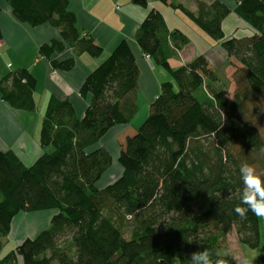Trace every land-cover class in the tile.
I'll list each match as a JSON object with an SVG mask.
<instances>
[{"label": "trees", "instance_id": "trees-1", "mask_svg": "<svg viewBox=\"0 0 264 264\" xmlns=\"http://www.w3.org/2000/svg\"><path fill=\"white\" fill-rule=\"evenodd\" d=\"M5 1L17 22L59 31L60 40L38 51L53 71L74 67L73 58H54L66 49L102 54L78 27L67 0ZM131 1L145 7L149 0ZM171 6L225 51L234 67L231 99L203 55L171 67L188 38L150 10L135 42L171 81L160 85L137 130L121 135L116 159L100 143L138 110L139 70L124 40L85 78L80 95L90 100L82 116L68 100L49 99L39 134L42 154L31 165L11 150L0 151V254L19 213L53 212L45 230L0 255V264H236L223 252L233 231L240 245L259 247L264 140L247 116V103L264 97V0L237 4L235 13L254 30L242 38L225 36L230 9L219 1H198L195 12ZM35 88L27 70L10 71L0 79V100L32 112ZM114 160L119 176L101 188Z\"/></svg>", "mask_w": 264, "mask_h": 264}, {"label": "crops", "instance_id": "crops-1", "mask_svg": "<svg viewBox=\"0 0 264 264\" xmlns=\"http://www.w3.org/2000/svg\"><path fill=\"white\" fill-rule=\"evenodd\" d=\"M198 1L207 4L219 1L230 9V14L222 24L227 38H242L254 33V30L235 13L240 0H169L167 4L159 0H149L145 7L136 5L131 0H67L68 8L74 14L78 27L88 33L103 52L98 58H92L86 54L76 55L71 49H66L54 58L59 61L73 58L74 67L67 72H58L51 69L49 61L39 56L38 51L42 45L52 40H60L59 31L48 24L31 27L17 22L12 16L8 3L0 0V79L10 71L25 69L36 79L33 94L36 104L34 111L37 109V103H46V109L49 99L54 97L58 100H68L73 104L77 115L82 116L90 100L89 96L84 98L80 95L85 78L124 40L128 43L139 70L136 97L141 95L150 105L159 94L160 85L171 81L169 79L171 76L166 70L153 60L145 59V54L135 42V34L141 23L150 10H156L162 15L169 30L179 31L188 38V44L171 58V67L178 69L195 57L203 55L222 78L226 75L228 88L229 81L231 82L229 76L225 74L228 71L226 69H229L228 58L219 42L212 40L179 9L171 6V3L181 4L191 12H195ZM23 112L25 111L8 107L0 100V151L11 150L24 165L28 166L42 154L39 146L40 129L39 131L37 129L38 125L41 126L44 114L39 115L41 123L36 120L34 124L30 119L32 116L28 115L29 112L28 114ZM129 128L137 130L135 126L128 124L115 127L106 136L113 138L118 153L120 137ZM35 132L38 135H35ZM102 141L100 145L106 147ZM109 152L111 153L110 149ZM27 161L32 162L27 164ZM39 216L37 213H19L13 219L1 256L4 255V250L13 236L16 219L19 218L22 227H28L37 235L43 228L42 220L37 222ZM14 232L16 233V230ZM28 236L32 237L27 233L25 237L24 235L20 238L15 237L13 242L17 246Z\"/></svg>", "mask_w": 264, "mask_h": 264}, {"label": "rangeland", "instance_id": "rangeland-1", "mask_svg": "<svg viewBox=\"0 0 264 264\" xmlns=\"http://www.w3.org/2000/svg\"><path fill=\"white\" fill-rule=\"evenodd\" d=\"M238 4V3H237ZM229 65V63H228ZM236 67V66H235ZM228 70V71H227ZM227 76H229L231 82L229 81L228 88L226 87V92L228 94L229 99L232 97V93L234 92V83L232 82L231 76L234 72V67L229 65V69H226ZM171 80V78H169ZM223 80L225 85L226 83V75L223 76ZM45 104L46 103H37V109L36 111L29 112V114L25 111L23 113L28 114L32 117L30 119L35 124V121L37 120L38 123H41V120L39 119V115L44 114L45 111ZM136 104L138 106L137 113L131 118L130 125L135 126L138 128L144 120L148 117L150 113L149 104L144 101V99L141 97V95H137L136 97ZM247 116L249 120L257 127L259 133L261 134L263 140H264V97H255L253 98L250 103H247ZM40 125H38V131L40 129ZM35 135H38L37 132H35ZM112 137H106L102 143L105 145L106 149L109 151L111 150L112 157L116 159V155L118 153L116 145L113 143ZM108 147V148H107ZM32 161H27V164H30ZM119 168L117 167V163L114 160L113 165L110 167V169L107 171V173L104 175L102 179L99 180V185L101 188L103 186H106L116 180V178L119 176ZM53 214L52 211H44V212H38L37 215H40L37 219V222L42 220L43 229L45 230L49 226V221L51 218V215ZM26 216V214H25ZM258 216H259V229H260V245L256 249H249L243 245H240L235 237L234 231L229 235L227 239L226 248L224 249V254L227 256L233 258L236 260V264H264V200L260 201L258 203ZM22 217V216H21ZM28 220L27 218H25ZM15 226L13 228V231L16 230V233L12 231L13 236H11V239L9 240L8 246H6L4 250V254L9 252L11 249L15 248V243L13 241L15 237H25L27 233L30 234L33 238L35 237L34 231L31 232V230L28 227H22L21 223L19 221V218L16 219ZM24 220V217L23 219ZM21 220V221H22ZM23 222V221H22ZM36 223V222H35ZM41 232V231H40ZM39 232V233H40ZM38 233V234H39ZM29 237L28 238H32ZM27 238V237H26ZM7 239V238H6ZM24 240V239H23ZM6 241V240H5ZM20 243V242H19ZM20 264V263H19Z\"/></svg>", "mask_w": 264, "mask_h": 264}, {"label": "built area", "instance_id": "built-area-1", "mask_svg": "<svg viewBox=\"0 0 264 264\" xmlns=\"http://www.w3.org/2000/svg\"><path fill=\"white\" fill-rule=\"evenodd\" d=\"M239 3V2H238ZM145 59L147 60V61H149L150 60V57L148 56V55H145Z\"/></svg>", "mask_w": 264, "mask_h": 264}]
</instances>
